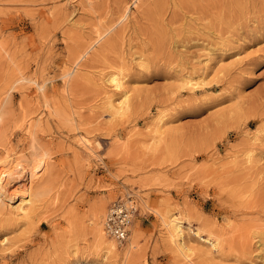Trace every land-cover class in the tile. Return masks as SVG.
<instances>
[{"label":"rangeland","instance_id":"374dc122","mask_svg":"<svg viewBox=\"0 0 264 264\" xmlns=\"http://www.w3.org/2000/svg\"><path fill=\"white\" fill-rule=\"evenodd\" d=\"M135 1L0 0V157L51 163L31 218L0 206V264H264V0ZM113 69L130 88L116 118L102 78ZM186 72L203 86L184 88ZM117 201L135 206L129 257L95 239V209ZM172 213L192 260L167 239ZM208 234L221 253L201 252Z\"/></svg>","mask_w":264,"mask_h":264},{"label":"bare ground","instance_id":"6f19581e","mask_svg":"<svg viewBox=\"0 0 264 264\" xmlns=\"http://www.w3.org/2000/svg\"><path fill=\"white\" fill-rule=\"evenodd\" d=\"M136 1L134 3H136ZM126 8L127 9L125 11L124 17L127 15L126 12L130 8V6ZM86 53L87 51H84L81 58H83V56ZM102 78H103L104 87L110 88L115 92L114 94H112L111 92L109 93L107 92L108 95H105L106 99H104L105 100L104 106L106 107L105 109L106 112H109L108 114H110V116L113 118L125 115L130 107L129 104L130 88H128L129 86H127L126 84V75H124L121 70L113 69L107 72L105 75H103ZM180 79L184 88H188L193 91L203 86V83L205 81L204 75L193 74L190 72L181 74ZM38 88L43 89V85L39 84ZM5 111L0 106V144L4 142L7 138V129H8L7 124L9 119L8 120L6 119L8 116H6L5 118L4 116V113L6 115ZM8 126L10 127V125ZM36 132L30 134L33 142L32 143L33 146L35 142L38 140V136H37L38 132L37 133ZM79 142H81L87 149H89L90 153L91 152L96 153L95 143L92 141L90 137H87L86 135H81ZM10 156L11 155L7 153L6 157L4 156L5 158L0 157L1 158L0 159V206L3 208V206L6 205L9 208L8 211L10 214L14 213L17 216H21L23 218L24 217L31 218L36 209V204H35L37 200L36 197L40 195V192L42 190L46 191V189L50 186L51 183L50 180L48 181L49 177L48 179H45L46 177L45 172H47V168H49V165L51 164V163L49 164L50 154L44 151L42 153L36 152L30 160L26 159V161H24L25 159H23L21 156L22 159L16 158L15 161H11V162L9 160ZM27 174H28V179L26 178ZM43 174L45 176H43ZM35 178L38 179L40 178L39 181L42 180L41 183L36 180L42 186V190H40L39 192H35L33 190L34 188L33 182ZM139 198L141 197L139 196ZM142 202H144L147 205L146 200H143ZM106 210H107V204H105V202L97 206V208L95 209L96 211L95 212L96 216L94 218L96 222L95 239L98 245L102 249H104L107 254H111L112 256L117 253L120 247H122V250L125 253L123 254L126 257L131 256L132 251L134 250L133 247H135L134 244L135 242L138 241L137 236H139L138 235L139 229L135 226L129 227L132 235L128 236V238L125 241H119L118 239H116L115 236L111 235L106 228V219H107V214L105 217ZM104 217L106 219H104ZM161 218L164 223L163 225H165L166 227L167 239L170 242L171 246L173 247L174 251L177 252L178 255L183 256L185 259L192 260L193 254L196 252V246L191 241L190 236L188 235V232L186 230L187 226L183 225L184 222H182L181 217L178 214H173L171 216L161 215ZM199 231L200 229L198 228L196 231H194V234L201 237L202 234ZM203 240L205 241L204 244L206 248L201 250L202 253H206V252L209 254L219 253V252L221 253V245H220L221 243L213 235L208 234L206 238L203 237ZM259 241H261L260 244L264 246V232L259 236ZM93 262H94L93 264H102V262H99L98 260L95 261V259L93 260ZM76 264H90V263L89 260L86 259L85 260L77 259ZM249 264H257V262L251 259L249 261Z\"/></svg>","mask_w":264,"mask_h":264},{"label":"built area","instance_id":"2783aa9c","mask_svg":"<svg viewBox=\"0 0 264 264\" xmlns=\"http://www.w3.org/2000/svg\"><path fill=\"white\" fill-rule=\"evenodd\" d=\"M135 211L134 205L125 202H115L107 214L106 228L119 241H125L130 233L129 224Z\"/></svg>","mask_w":264,"mask_h":264}]
</instances>
